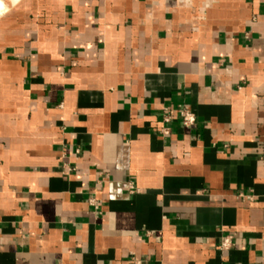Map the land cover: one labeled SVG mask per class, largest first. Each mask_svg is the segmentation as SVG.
Listing matches in <instances>:
<instances>
[{"label": "crops", "instance_id": "crops-1", "mask_svg": "<svg viewBox=\"0 0 264 264\" xmlns=\"http://www.w3.org/2000/svg\"><path fill=\"white\" fill-rule=\"evenodd\" d=\"M5 3L0 264H264V0Z\"/></svg>", "mask_w": 264, "mask_h": 264}, {"label": "built area", "instance_id": "built-area-1", "mask_svg": "<svg viewBox=\"0 0 264 264\" xmlns=\"http://www.w3.org/2000/svg\"><path fill=\"white\" fill-rule=\"evenodd\" d=\"M181 124L185 127L191 126L195 123V115L189 109H182L180 112ZM164 133H167V129H162ZM261 159H264V151L261 156ZM231 244V236H223L219 244V248L224 250L228 248Z\"/></svg>", "mask_w": 264, "mask_h": 264}, {"label": "clouds", "instance_id": "clouds-1", "mask_svg": "<svg viewBox=\"0 0 264 264\" xmlns=\"http://www.w3.org/2000/svg\"><path fill=\"white\" fill-rule=\"evenodd\" d=\"M19 3V0H11V4L15 6ZM9 7L6 5L5 0H0V17L4 16L8 11Z\"/></svg>", "mask_w": 264, "mask_h": 264}]
</instances>
